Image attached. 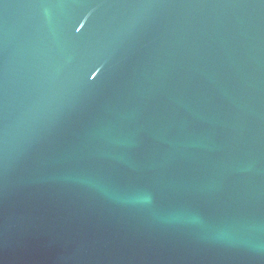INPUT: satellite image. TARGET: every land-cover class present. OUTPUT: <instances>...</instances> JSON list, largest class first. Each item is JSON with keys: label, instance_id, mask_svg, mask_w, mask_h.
Segmentation results:
<instances>
[{"label": "water", "instance_id": "1", "mask_svg": "<svg viewBox=\"0 0 264 264\" xmlns=\"http://www.w3.org/2000/svg\"><path fill=\"white\" fill-rule=\"evenodd\" d=\"M0 264H264V0H0Z\"/></svg>", "mask_w": 264, "mask_h": 264}]
</instances>
